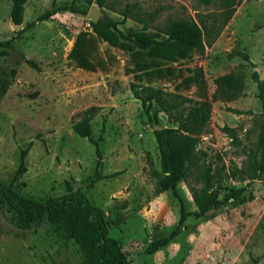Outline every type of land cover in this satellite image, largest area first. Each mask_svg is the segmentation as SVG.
<instances>
[{
	"label": "rangeland",
	"instance_id": "1",
	"mask_svg": "<svg viewBox=\"0 0 264 264\" xmlns=\"http://www.w3.org/2000/svg\"><path fill=\"white\" fill-rule=\"evenodd\" d=\"M92 2L27 0L22 23L14 26L9 20L10 0H0V41L14 37L51 8L70 5L86 10L84 15L59 12L35 24L0 57V78L5 81L0 93V184L37 202L67 189L80 190L104 212L107 233L119 243L128 264H264V173L254 181L238 173L246 170L247 152L255 150L259 134L261 109L250 73L256 71L264 79V0H240L218 36L207 40L202 54L192 51L175 62L110 45L93 31L97 20L87 13L98 12L101 20L118 23L117 29L125 34L142 30L143 23L122 21L120 16L124 6L135 5L149 34L177 20L209 26L212 18H220L219 1L205 6L199 0H105L103 7ZM234 53L246 55L253 68L240 56L229 57ZM23 58L33 61L39 71L25 65ZM195 69L202 71L210 104L195 149L198 164L210 166L220 199L229 190L243 188L242 195L253 200L242 205L228 202L211 219L187 217L175 240L147 255L151 241L174 229L181 209L196 212L190 188L198 190L202 184L193 170L177 184L176 195L157 192L162 173L153 129L174 125L163 113L156 114L155 122L156 107L146 113L128 85L198 100L195 86L186 82ZM225 74L243 77V95L225 103L210 102L213 80ZM88 108L96 109L90 126L91 138L99 144L100 168L95 166L93 145L71 131L72 120ZM226 108L243 114L234 115ZM223 127L232 130L237 142L222 132ZM29 144L25 172L14 182L20 153ZM12 215L5 206L0 210V264L80 263L76 246L63 243L49 225L16 230L10 224Z\"/></svg>",
	"mask_w": 264,
	"mask_h": 264
},
{
	"label": "trees",
	"instance_id": "2",
	"mask_svg": "<svg viewBox=\"0 0 264 264\" xmlns=\"http://www.w3.org/2000/svg\"><path fill=\"white\" fill-rule=\"evenodd\" d=\"M27 0H10L11 7L9 20L12 25L20 26L23 17V7ZM86 5H91L92 0H80ZM213 0H199L200 4L208 6ZM221 5L219 20L212 18L210 25L201 22L197 25L191 21H170L162 27H156L153 33H145L146 24L137 17L135 5H126L120 12L122 21L133 19L143 23L142 30L136 32L121 33L117 29L118 23L111 20H97L93 24V31L98 37L107 41L110 45L122 49L132 48L145 53L148 58L163 61H179L185 59L189 53L202 54L204 47L209 45L207 40L215 39L222 28L228 23L239 5L240 0H217ZM256 1V0H254ZM98 7L105 5V0H94ZM86 10H78L70 5L51 8L34 21L25 24L15 36L0 41V57L7 55L13 48V43L25 31L35 24L52 18L59 12L72 14H86ZM240 56L253 68L246 55L240 53L230 54L229 57ZM23 62L29 68L39 71V67L30 60L23 58ZM14 70L10 71L13 77ZM250 80L256 87V98L260 104L259 134L255 144V150L247 152V167L243 174L248 181H254L259 174L264 173V79H260L256 71L250 73ZM187 83L193 84L198 100L170 94L159 88L130 83L128 85L131 96L137 100L144 111L156 107L152 119L157 122L156 114L163 113L167 120L173 124L172 128H163L154 131V138L159 154V167L162 177L157 181V192L166 191L176 195V186L186 181L196 170L202 187L198 190L190 188L192 202L196 208L194 213H186L182 209L179 218L167 237L153 240L145 248L147 255H153L158 250L166 247L180 234L181 228L187 217L204 218L214 213L228 202L242 205L253 200L251 195H242L243 188L229 190L219 198V188L213 187L214 174L209 165H199L196 157V146L199 135L205 128L209 119L210 104L207 100L206 83L202 71L195 69ZM214 91L210 96V102H229L243 95V77L237 74H225L213 80ZM5 86L4 79L0 78V93ZM226 111L234 115H242L239 110L226 108ZM96 112L95 108L82 111L77 120H72L71 131L81 139H86L94 147L97 157L96 168H100V151L98 141L91 138L90 122ZM157 124V123H156ZM228 137L237 142L232 135V130L223 127ZM30 147L20 153V162L14 173L13 181H17L25 172L24 157ZM199 169V170H198ZM201 170V171H200ZM235 171L230 172L232 178L237 176ZM6 207L13 213L10 224L20 231H29L41 227L44 223L49 225L56 237L63 243L71 242L76 246L81 261L79 264H128L119 243L107 233L104 212L92 206L86 196L80 190L67 189L64 194L50 198L42 202L33 201L20 196L11 185L0 184V210ZM264 217V213H263Z\"/></svg>",
	"mask_w": 264,
	"mask_h": 264
},
{
	"label": "water",
	"instance_id": "3",
	"mask_svg": "<svg viewBox=\"0 0 264 264\" xmlns=\"http://www.w3.org/2000/svg\"><path fill=\"white\" fill-rule=\"evenodd\" d=\"M87 15H88L89 17H91V18L96 19V20L100 19V14H99L98 12L89 11V12L87 13ZM153 130H154V131L159 130V127H158V126H155Z\"/></svg>",
	"mask_w": 264,
	"mask_h": 264
}]
</instances>
